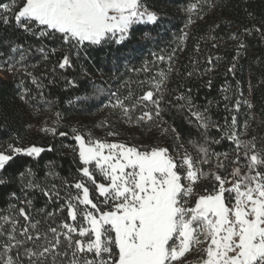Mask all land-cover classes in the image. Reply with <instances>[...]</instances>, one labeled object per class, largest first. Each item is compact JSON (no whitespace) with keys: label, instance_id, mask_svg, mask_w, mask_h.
Here are the masks:
<instances>
[{"label":"snow or ice","instance_id":"obj_1","mask_svg":"<svg viewBox=\"0 0 264 264\" xmlns=\"http://www.w3.org/2000/svg\"><path fill=\"white\" fill-rule=\"evenodd\" d=\"M186 11L199 16L203 9L197 0ZM159 21L158 13L149 10L143 0H11L0 3V23H14L24 32L42 39L59 37L61 45L68 49L58 64L60 69L72 67V53L78 56L80 50L91 47L113 43L124 45L130 40L135 25H155ZM191 23L194 21L189 17L188 24ZM256 31L264 36V30L257 28ZM244 32L250 34L251 30L244 29ZM187 38L188 33L183 32L181 41ZM231 38L239 40L237 34ZM212 46L218 47L215 43ZM245 49L246 45L239 41L237 56L227 69L229 73L235 72L238 56ZM196 50L199 51L198 45ZM11 51H19L20 56L15 63L8 64L7 70H19L16 69L19 64L20 69L31 77L32 73L22 63L27 50L20 45L12 47ZM37 51L44 54V59H48V53H56L55 48L47 53L44 47ZM154 55L159 62H169L168 73H159L160 79L155 81L154 90L146 91L134 101L131 92L124 98L116 96L110 105L119 110L127 123L147 124L150 129L160 128L164 134L171 131L179 140L175 128H162L161 115L162 85L174 71L175 50L167 57ZM207 63L212 66L213 57L209 56ZM211 70L210 67L208 71ZM191 75L189 72L188 76ZM68 83L74 85L75 82ZM207 86L211 87V80ZM230 87L224 91H229ZM236 91L239 96L231 107L225 105L232 113L231 119L225 117L223 125L214 122L207 115V109L203 112L194 110L190 97L184 94L177 97V100L185 101L179 107L187 106L197 127L202 129V142H191L197 153L195 157L182 143L176 151L170 152L164 146L108 142L93 139L90 134L86 138L73 128L74 151L82 164L78 169L82 179L67 185L76 190L75 194L61 197L55 185L52 190L41 188L49 201L63 200L55 212L45 215L51 218L66 209L67 220L40 232V221L33 222L31 214L20 207L18 215L28 223L20 227L19 235L23 239H18L19 220L0 217L11 224L7 242L0 243V264H24L21 249L28 264H191L187 256L193 252L203 253L197 264H264V147L257 146L256 137L241 138L247 135L249 125L245 121L241 131L237 114L242 103L249 108L252 105L241 100L242 90ZM21 99L25 100V95L22 94ZM229 99L228 95L224 96V100ZM137 108L144 110L134 115ZM212 128L223 133L219 139L208 135ZM42 131L57 135L55 127H45ZM58 135L67 136L68 133L59 132ZM108 135L119 133L110 131ZM221 140L231 141L234 145L236 155L231 161L228 153H216L211 148V144H219ZM9 149V152L0 151V171L16 155L39 157L45 151H52L51 146L45 149L36 145H9ZM242 159L244 163H241ZM229 164L233 165L232 170L221 175ZM205 165L209 166L208 170ZM244 168L246 171H242ZM27 174L32 175L30 169ZM24 175L21 173L22 177ZM205 180H212L213 188L211 191L204 189L201 194L196 191V186ZM2 183L4 180L0 178ZM25 186L38 187L31 181ZM27 204L31 205V201ZM4 234L3 225H0V235ZM37 241L43 243L36 244ZM28 242L34 247H27Z\"/></svg>","mask_w":264,"mask_h":264},{"label":"trees","instance_id":"obj_2","mask_svg":"<svg viewBox=\"0 0 264 264\" xmlns=\"http://www.w3.org/2000/svg\"><path fill=\"white\" fill-rule=\"evenodd\" d=\"M10 2L0 0V3ZM143 2L160 16L157 24L135 25L130 40L124 45L113 43L91 47L80 50L78 56L72 53V67L66 69L58 67L62 56L68 51L67 47L61 45L58 36L42 39L24 32L14 23H0V151L9 152V145L52 148V151H45L39 157L16 155L0 171V178L4 180L0 184V217L19 220L18 239H23L19 235L20 227L28 223L18 215L20 207L31 214L33 222L40 221V232L47 231L49 226L56 227L61 220H67L66 209L51 218L45 215L46 212H55L63 200L49 201L41 188L52 190L55 185V190L64 197L74 190L67 185L82 179L78 171L82 167L78 155L69 150L76 144L71 123L90 129L104 124L110 128L117 127V131L121 130L130 140L143 142L149 147L158 145L173 150L182 143L195 157L197 153L191 142H202V129L197 127L187 106L179 107L185 101L177 100V97L180 94L190 97L195 105L194 110L203 112L207 109V115L223 125L225 117L230 121L232 115L225 105L231 107L239 96L236 91L239 89L243 92L241 100H247L252 105L249 108L242 103L237 114L241 131L245 121L249 125L247 135L241 138L250 140L256 137L257 146L264 147V36L256 31L257 28L264 30V0H207V3L199 0L203 9L199 16L186 11L197 0ZM189 17L194 23L188 24ZM244 29L251 30L250 34L245 33ZM183 32L188 33V38L181 41ZM233 34H237L239 40L232 39ZM239 41H243L246 49L238 56L235 72L229 73L227 69L233 57L237 56ZM214 43L218 47H213ZM20 45L27 50L22 63L32 73L31 77L20 69L19 64H16L19 70H7L8 64L15 63L20 56L19 51H11L12 47ZM197 45L199 51L196 50ZM40 47H44L46 53L55 48L56 53H48V59H44V54L37 51ZM174 50V71L162 85L164 99L161 102V115L164 121L162 128H175L179 140L171 131L164 134L160 128L150 129L147 124H128L119 110L112 109L110 105L111 101L114 102L113 94L124 98L131 92L134 101L146 91L154 90L152 85L160 79L159 73H168L169 70V62L157 61L154 54L167 57ZM209 56L213 57L212 66L207 63ZM210 67L212 70L208 71ZM189 72L191 76H188ZM209 80L210 88L207 86ZM69 81H74V85H70ZM229 86L230 90L225 92L224 89ZM22 94L25 100L21 99ZM225 95L230 97L228 101L224 100ZM143 110L137 108L134 115H139ZM57 113L65 119V126L57 130V135L42 131L40 120ZM101 117L102 122L97 121ZM59 132L68 135L60 136ZM222 134L215 128L208 133L214 139H219ZM211 148L216 153H228L229 161L236 155L233 143L228 140L211 144ZM241 163H244L243 159ZM232 167L229 164L221 175H227ZM204 168L208 170L209 166L205 165ZM29 169L32 175L27 174ZM21 173L25 175L22 177ZM29 181L38 187H26ZM213 184L212 180L202 181L196 186V191L212 190ZM27 201H31V205ZM0 225H3L5 233L0 235V243L7 242L11 224L0 219ZM40 243L43 241L36 242ZM26 246L31 248L34 244L28 242ZM21 258L24 264H28L22 249Z\"/></svg>","mask_w":264,"mask_h":264},{"label":"rangeland","instance_id":"obj_3","mask_svg":"<svg viewBox=\"0 0 264 264\" xmlns=\"http://www.w3.org/2000/svg\"><path fill=\"white\" fill-rule=\"evenodd\" d=\"M159 80V79H157ZM152 87H154V84L152 85ZM117 95L114 96V100L115 101V97ZM112 102V101H111ZM150 108V105H149ZM142 109V108H141ZM151 109V108H150ZM122 117V116H121ZM103 117L100 118V120L97 121H101ZM65 119L63 118L62 115H60L59 117L57 116V114L52 115L50 117H46L42 120H40V128L43 129L45 127L51 128V127H55L57 130L60 129L62 126H65ZM130 124V123H128ZM71 127L70 129L72 130L73 128H75L78 132L84 134L86 136V138L89 136H91V138L93 139H100V140H104V141H108V142H124L126 144L129 145H137V146H144V147H149L148 145H146L143 142H137L136 140H130L129 137L125 136L124 134H122L121 130L117 131V127L115 128H110L108 126H106L105 124L102 127H98L97 129H90V128H84L78 124L75 123H71L70 124ZM135 125V124H134ZM112 131V132H117L119 133V135L117 136H109L108 133ZM74 136V133L73 135ZM131 141V142H130ZM76 147V144L74 145V148ZM74 148H69V150L74 151ZM174 149L170 150V152H174L178 149V145H176L175 147H173ZM185 149H187L186 147H184ZM188 150V149H187ZM7 152V151H5ZM188 152L191 153V151L188 150ZM192 154V153H191ZM242 171H246V168L242 169ZM97 179L100 180L99 175H97ZM90 186V185H89ZM91 187V186H90ZM75 189L73 191H71L72 194H75ZM211 191V190H209ZM201 194H203V192H200ZM0 255H2V249H0ZM203 253H191L187 256V259L191 262V264H197L198 261V257L202 256Z\"/></svg>","mask_w":264,"mask_h":264}]
</instances>
